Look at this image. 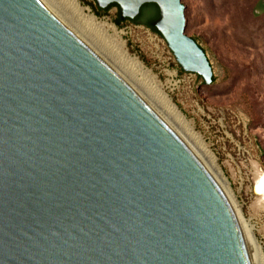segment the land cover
<instances>
[{"label": "water", "instance_id": "1", "mask_svg": "<svg viewBox=\"0 0 264 264\" xmlns=\"http://www.w3.org/2000/svg\"><path fill=\"white\" fill-rule=\"evenodd\" d=\"M152 26L212 83L182 0H94ZM242 217V216H241ZM233 200L40 0H0V264H252Z\"/></svg>", "mask_w": 264, "mask_h": 264}, {"label": "rangeland", "instance_id": "2", "mask_svg": "<svg viewBox=\"0 0 264 264\" xmlns=\"http://www.w3.org/2000/svg\"><path fill=\"white\" fill-rule=\"evenodd\" d=\"M73 1L82 12L54 0L215 161L264 252V0H182L185 33L204 50L214 77L195 90L165 80L164 54L155 51L148 27L118 23L116 6Z\"/></svg>", "mask_w": 264, "mask_h": 264}, {"label": "bare ground", "instance_id": "3", "mask_svg": "<svg viewBox=\"0 0 264 264\" xmlns=\"http://www.w3.org/2000/svg\"><path fill=\"white\" fill-rule=\"evenodd\" d=\"M42 4L62 23L64 24L74 35H76L81 41H83L87 46H89L98 56H100L120 77H122L137 93L140 97L158 114V116L186 143V145L192 150V152L199 158V160L204 164V166L208 169V171L216 178V180L222 185L230 198L231 192L229 190V185L222 172L219 170L215 161L205 155L201 148L197 146L191 138L185 133V131L178 125L174 118V115L169 116L162 108L154 102L151 97L148 95V92L145 91L144 87L141 86L139 82L132 78L121 65H119L115 60L109 57L102 48L97 45L89 35L86 36L83 34L78 28L72 25L67 16L65 17L63 13L60 11V7L57 6V2L54 0H40ZM69 5H71L74 9L81 11L79 5L73 0H63ZM82 12V11H81ZM69 17V16H68ZM110 29L115 31V28L110 26ZM176 116V115H175ZM237 210V209H236ZM238 214L241 217L239 210H237ZM243 220V219H242ZM243 222V221H242ZM243 226L246 233L247 244L249 248V253L251 257L252 264H264V252L262 246L258 244L256 239L254 238L251 230H248L246 226Z\"/></svg>", "mask_w": 264, "mask_h": 264}, {"label": "built area", "instance_id": "4", "mask_svg": "<svg viewBox=\"0 0 264 264\" xmlns=\"http://www.w3.org/2000/svg\"><path fill=\"white\" fill-rule=\"evenodd\" d=\"M146 33L149 36V40L152 42L156 52L164 54V68L163 76L165 80L175 81L182 85H185L191 90L197 89V86L203 81L199 75L193 72H184L180 70L178 64L176 63L173 55L168 49L165 40L158 33H151L149 28H146Z\"/></svg>", "mask_w": 264, "mask_h": 264}, {"label": "trees", "instance_id": "5", "mask_svg": "<svg viewBox=\"0 0 264 264\" xmlns=\"http://www.w3.org/2000/svg\"><path fill=\"white\" fill-rule=\"evenodd\" d=\"M110 6H116L118 8V6L116 4H111ZM142 11H147L149 13L150 18H151L149 21H146V20H140V21L130 20V21L135 22V23H138V24H142V25L150 28L154 32L158 33L156 31V29L152 26V21L155 20L157 18V16H158V9H157L156 5H154V4H145V5L142 6ZM117 22L120 23V22H122V20H120L119 17H118ZM213 82H214V77L212 76V83Z\"/></svg>", "mask_w": 264, "mask_h": 264}, {"label": "flooded vegetation", "instance_id": "6", "mask_svg": "<svg viewBox=\"0 0 264 264\" xmlns=\"http://www.w3.org/2000/svg\"><path fill=\"white\" fill-rule=\"evenodd\" d=\"M109 7V6H108ZM155 11V10H154ZM151 18H150V15L147 11H142L141 8H140V11L138 13V15L132 19V20H137V21H140V20H146V21H149ZM128 19H124L122 21H127Z\"/></svg>", "mask_w": 264, "mask_h": 264}]
</instances>
